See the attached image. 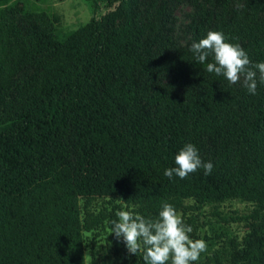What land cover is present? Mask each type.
<instances>
[{
	"label": "trees",
	"instance_id": "1",
	"mask_svg": "<svg viewBox=\"0 0 264 264\" xmlns=\"http://www.w3.org/2000/svg\"><path fill=\"white\" fill-rule=\"evenodd\" d=\"M102 1L91 0V16L74 29L43 20L21 29L13 13L0 15V105L23 67L41 68L0 120V264H84L81 231L89 226L78 199L86 206L94 197L135 205L146 219L157 218L163 202L177 211L186 198L249 202L247 215L230 218L250 220L257 233L252 228L254 240L231 264H264V84L252 95L208 73L211 56L199 64L189 51L220 31L253 63L264 62V0H240L232 18L195 33L188 46L159 36L171 48L162 52L145 43L149 32L159 35L158 8L143 21L130 14L135 0H122L127 16L106 29L116 11L96 18ZM186 143L213 164L211 174L201 168L170 180L164 169ZM129 264L145 262L138 253Z\"/></svg>",
	"mask_w": 264,
	"mask_h": 264
},
{
	"label": "rangeland",
	"instance_id": "2",
	"mask_svg": "<svg viewBox=\"0 0 264 264\" xmlns=\"http://www.w3.org/2000/svg\"><path fill=\"white\" fill-rule=\"evenodd\" d=\"M123 5L122 0L102 1L95 17L100 18L115 10L113 20H103V25L106 29L117 26L128 14ZM238 5H241L240 0H135L131 5L130 14L143 21H149L155 17L157 8L159 9L156 17L159 35L155 31L149 32L145 43L152 50L162 52L171 49L170 45H190L195 33L207 30L220 19L232 18L240 8ZM91 7V0H1L0 15L5 11L13 13L21 29L30 24L37 25L42 20L51 26L74 29L89 19ZM159 36H167L170 39L169 48H165ZM40 71V67L30 65L19 71L5 105H0V120L6 115L13 114L19 103L18 91L26 81L36 77ZM165 80V77H160L156 85L162 84ZM136 82H139L138 79ZM241 84L242 82L233 85ZM140 103L144 111L153 112L152 105L143 99ZM202 154L207 155L206 142ZM71 156L72 154L68 160ZM78 205L81 224L89 226V229L81 231L84 264H92L93 261L96 264H129L130 254L124 243L117 240L109 230L111 222L114 221L113 217L118 219L116 216L118 211L124 209L137 212V206L109 197H94L86 206H83L82 199H78ZM251 208V203L236 198L226 199L215 205L199 204L191 198L184 199L182 207L177 212L182 216L184 223L192 227L190 238L203 239L207 243V250L201 253L198 261L203 262L218 256L221 264H231L241 259L246 244L255 238L252 231L254 227L250 220L236 221L232 220L230 215H247ZM255 231L257 233L256 229Z\"/></svg>",
	"mask_w": 264,
	"mask_h": 264
},
{
	"label": "clouds",
	"instance_id": "3",
	"mask_svg": "<svg viewBox=\"0 0 264 264\" xmlns=\"http://www.w3.org/2000/svg\"><path fill=\"white\" fill-rule=\"evenodd\" d=\"M189 51L199 64H205L211 56L213 62L206 63L208 73L223 76L229 84L242 82L252 95L256 94L258 83L264 84V62L253 63L239 44L228 42L220 31H208L191 44ZM174 162V167L165 168L163 172L170 180L173 175L186 179L201 168L209 175L213 169L211 162L202 161L192 143L179 149ZM116 216L118 219L111 222L109 233L122 240L129 254L140 253L145 264H193L207 250L205 240L190 238L192 227L184 223L170 203H162L155 219H146L134 210L124 209Z\"/></svg>",
	"mask_w": 264,
	"mask_h": 264
}]
</instances>
